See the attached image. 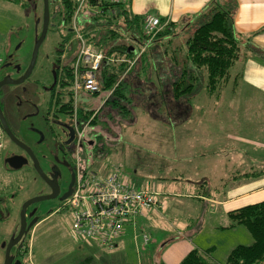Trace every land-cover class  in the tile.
<instances>
[{"label": "rangeland", "instance_id": "1", "mask_svg": "<svg viewBox=\"0 0 264 264\" xmlns=\"http://www.w3.org/2000/svg\"><path fill=\"white\" fill-rule=\"evenodd\" d=\"M51 2L55 3V0H51ZM42 15V0H20L19 4L0 0V56L2 58H6V51L3 45L7 41L8 45L6 49L7 52L13 54V61L20 63L22 67L28 66L35 37L40 33ZM190 25L182 31L181 25L174 28L167 35L168 38L163 43L161 51H153L154 57L162 61V64L157 62V65L151 57L152 54L145 58L144 62L138 59L142 53L145 54L147 48L145 45L147 46L157 39L156 35L150 40L142 26V31L147 40L142 44L137 42V52H140L137 58L139 61L136 59L137 61L134 65L132 64L138 54L129 59L114 57L110 61L114 64L123 61L126 64V68L131 67V74H129L128 80L135 73L147 79L145 81L147 83L144 86L145 88L140 91L141 96L137 97L138 102H135L136 98H132L133 105L131 104L130 106L131 111L123 114L122 117L115 112L104 109L105 103L101 109H98L99 105L95 108L88 105V115H92L95 110H98L96 114L97 123L91 124L94 132H98L106 141L105 145L108 148L107 156L110 158L109 160L122 164L124 172L133 179V183L137 187L147 188L156 186L157 189L160 187L166 189L165 186L169 183L170 187L168 188L170 190H181V186L185 184L184 180L181 183V170H184L183 176H185V180H199L202 178L206 181L205 190L212 191L213 194L216 193L215 191L222 194L224 187L232 181L231 177L220 176L223 172L219 170V163L216 161L219 158L218 155H223L227 152L224 144L222 146L218 145L223 139L220 132H223L226 127H224V123H221L213 126L214 130L211 129L212 121L209 110L203 113L197 108V106H201L205 102L206 104H210L209 98L206 95L207 90L206 92L203 91V89H206L204 79L202 83H199L196 91L188 99L181 102L182 105L179 106V111L170 112L171 107L166 106L165 97L162 93L165 90H170V85L174 81L173 79H176V76H180V70L172 64L177 60L176 63L181 69V57H187L184 43L193 31L194 25L191 27ZM51 27L48 29L39 47L36 62L29 78L22 85H4L1 90L0 97L4 102L6 112L9 114V121L11 124L16 125V127L19 125L16 124L18 119L14 115V110L22 113L26 111L25 106L27 104L24 102L19 106L21 110L16 109L14 95L18 93L23 99H31L38 102L35 95V92H39L40 90L36 85L38 84L37 80L45 79L55 53L54 49L57 47L59 41L64 43L65 39L68 38H65L67 36V26H60L56 21H53ZM71 36L74 40L72 43L75 48L77 42L74 38V32H72ZM130 41H132L131 38ZM181 43H183L182 49ZM17 47L18 49L15 50ZM163 49L166 50L165 53L162 52ZM66 55L68 57L69 53ZM74 55L71 56L72 60ZM149 61H151L150 65L147 64ZM176 69L177 71H175ZM159 71L165 74L162 81L164 84L167 83L165 85L167 88L164 87L163 89L161 87L162 84L160 85L159 83L160 80H158L157 74V72L160 73ZM108 91H101L100 98L97 99L99 103L108 96ZM126 92L128 91L126 90ZM152 93L154 95L150 97ZM207 94L209 95L210 93L207 92ZM136 96H138V93ZM166 98L168 97L166 96ZM152 102L154 106L151 105ZM157 102H159L158 105ZM171 102L168 101V103ZM174 103L177 102L174 101ZM191 103L195 107L188 120L191 123L199 122L198 127L193 129L196 134H199V138H193L198 140L196 141L197 143L182 146L181 154V120L186 115V107ZM211 130L215 133L216 137L213 138L215 142L209 137V134L213 133ZM116 142L119 143L115 144ZM5 143H7L6 149L10 148L8 141ZM103 160L102 158L97 162H93L96 168H101L103 167L102 165H105ZM14 174L17 175L16 172ZM22 174L23 171L19 175V180L16 182V178L14 185L11 187V192L18 193L16 199L10 205L12 209L8 216L0 221V264H3L5 256L2 244L12 241L15 232L18 231L20 224L19 212L22 202L37 194L36 182L33 181V176L29 175L30 177L27 178L26 176H22ZM137 183L141 186L137 185ZM46 203L48 202H37L36 204L34 203L33 207H42V204ZM166 206L165 201L164 206L161 209H157V211H165ZM174 208L175 204H172L169 208L172 215ZM169 211L167 214L170 213ZM216 212L219 213L220 211ZM183 213L187 216L189 210L186 211L185 209ZM197 213L199 215V222H202V228L198 232L201 236L199 238L210 243L209 245H215V249H209V252L206 254L208 259L214 261L216 258L218 261L223 262L230 248L239 244L248 245L252 242V236L244 225L227 226L228 219V221L223 223L221 222L222 217L220 213L203 214L202 207L198 209ZM167 214L165 213L164 216L169 219V215L167 216ZM203 215H205L204 220L201 218ZM138 219L143 220L137 217L136 220ZM143 230L146 235H149L147 233L149 231L147 226H144ZM137 235L139 236L138 240L134 238L133 225L128 224L126 226V233L122 236L118 249H106L96 245L85 246L82 245L84 243L75 240L72 236L70 215L66 211H58L49 218L38 222L35 226L33 225L25 242L27 244L26 250H22L21 260L23 264H41L45 260L50 261V259H52L51 264H69L71 259H80L81 255L79 253H82V251L77 248H85L92 251L95 250L93 251L94 255L97 261L102 262V264L106 260L108 264H147L148 256L153 254L152 250L156 249L162 241H165L166 237L164 236L165 238H163L161 235L159 237L160 240L158 239L155 242L151 238L152 241H148L145 244L143 243L140 228H137ZM153 235H155L154 232ZM16 250L17 248L14 247L11 254H15ZM104 255L107 257L106 260H103Z\"/></svg>", "mask_w": 264, "mask_h": 264}, {"label": "crops", "instance_id": "2", "mask_svg": "<svg viewBox=\"0 0 264 264\" xmlns=\"http://www.w3.org/2000/svg\"><path fill=\"white\" fill-rule=\"evenodd\" d=\"M215 2L223 6L228 5L230 2L236 3L233 28L239 36L240 49L238 59L234 63L225 85L216 93H210L209 95L206 89H203L209 98L210 104L205 102L197 108L203 113L209 110L212 121L211 129L214 130L213 126L221 123H224V127H226L225 130L223 128V132H220L223 139L218 145L222 146L224 144L227 152L218 155L219 158L216 161L219 163V170L223 172L220 176L231 177L232 181L224 187L222 194L217 191L213 194L212 191L205 190L206 181L204 179H199L201 181L198 179L185 180L184 170H181V183L183 180L185 183L181 186V190H170L168 188L170 187L169 183H167V187L165 186L166 189L152 187L166 196L167 211L154 210L144 218L139 217L143 220L138 219L129 223L133 225L136 240L139 238L137 228H140L143 235L145 234L144 226H147L149 230L147 233L150 242L152 241L151 238L155 242L158 239L160 240L161 235L163 238L166 237L165 241H162L156 249L152 250L153 254L148 256L147 264H179L187 253L194 248L200 251L215 249V245H209L210 243L199 238L201 236L198 232L202 228V222L198 220L197 211L199 208L202 207L203 214L220 213L221 222L224 223L229 220L227 226L232 227L228 217L229 211L264 201V0H130L129 8L133 14L142 17L152 14L168 20L174 25V28L181 25L182 31L187 29L197 19V16ZM167 38H157L146 46L145 53H148L146 58L152 54L151 57L156 65L157 62L162 64V61L154 57L153 51L158 50L160 52ZM126 40L129 41L127 46L136 55L138 53L137 42L130 41L128 37ZM7 43L5 41L3 45L6 52ZM162 52L165 53L166 50L163 49ZM185 61L181 57V66ZM150 62L147 64L150 65ZM176 62L174 61L172 65L180 70ZM179 72L181 73V70ZM204 73L203 71V75ZM157 74L158 80H160L159 83L162 84L161 87L163 88L162 79L165 74L162 72H157ZM135 75L136 73L127 81V87L131 91V97L137 100L138 96H141L140 91L147 84L145 83L147 79H144L142 75ZM134 90H136V93H134ZM137 93L138 96H136ZM162 93L164 95L166 90ZM179 103H175L178 105L177 108ZM194 107L192 103L189 104L186 107V115L181 120V154L182 146L197 143L198 140L193 138H199V134L193 131L198 127L199 122L191 123L188 120ZM211 132L213 131L211 130ZM209 137L215 142V139H213L216 137L214 132L209 134ZM103 159L106 165L120 164L117 161L109 160L108 156ZM128 177L133 182L129 175ZM137 185L141 186L139 183ZM172 204H175V208L172 210L173 215L169 211ZM185 209L186 211L189 210L187 216L183 213ZM218 210L219 213L216 212ZM168 211L169 214H167ZM165 213L167 216L169 215V219L168 217L165 218ZM201 218L204 220L205 215ZM127 225H125L121 237L112 249H118L121 238L126 233ZM153 232L155 235H153ZM82 245L87 246L86 244ZM77 249L82 252L83 250L86 252L89 250L85 248ZM106 258V255H104L103 260H106ZM215 260L216 263H224V261H218L216 258ZM51 263L52 259L50 261L45 260L41 264ZM104 263L108 264L107 260ZM69 264L74 263L70 262Z\"/></svg>", "mask_w": 264, "mask_h": 264}, {"label": "trees", "instance_id": "3", "mask_svg": "<svg viewBox=\"0 0 264 264\" xmlns=\"http://www.w3.org/2000/svg\"><path fill=\"white\" fill-rule=\"evenodd\" d=\"M5 1L15 4L20 3V0ZM129 1L127 0L125 3L120 4L103 1L98 4L96 0H89V4L83 8L78 16L79 29L84 38L95 47L101 49L106 57L104 65L99 71V80L102 90H113V92L106 100L104 109L115 112L121 117L123 114L131 111L130 106L131 104L133 105L131 91L127 87L131 67L126 68V64L123 61L118 64L110 61L114 57H124L126 59L134 57V51H131L127 46L126 36L141 44L147 40L142 31L143 17L130 11ZM76 6L75 0H55V3L49 0V11H51L48 28H52L53 21H56L60 26L71 27V20ZM235 8V2H230L225 6L215 2L197 16L194 23L190 25V27L194 25V28L184 43L187 55L184 59L186 61L181 66L180 76H176V79H173L174 81L170 85L171 89L167 90L164 94L166 106L171 107L170 112L173 113L180 108H177L178 105L174 101L181 103V101L183 102L185 99H188L196 91L203 79L207 92L211 94L219 91L229 79L230 69L237 61L240 49L239 36L233 28ZM96 10H99V12H96ZM112 10L115 12L113 13ZM161 21H164V19L161 18ZM173 28L174 25L169 22L157 34V38L167 37ZM36 38L37 36L35 40ZM147 54L142 53L141 57H139L141 62H144L143 58H146ZM203 71L205 72L204 75ZM69 77L68 92L70 105L73 99L71 66L69 67ZM166 84L163 83V88H167ZM134 93H136V90H134ZM153 95L154 93L150 97ZM166 99L172 101V104L166 103ZM135 102L137 103L138 99ZM180 103L179 106L181 105ZM151 105H153V102ZM64 106H66L65 103ZM82 112L80 114L82 116L85 115V118L89 116V112ZM96 118L95 116L92 123H97ZM97 133L93 134L95 139L92 143L94 145L93 152H97L99 155L98 160H101L108 155V148L105 145L106 141L104 138ZM97 144L100 146H97ZM107 166L109 167V165ZM228 217L231 226L244 225L247 228L252 236V242L248 245L239 244L233 247L227 254L223 264H264V201L229 211ZM32 228L33 226L18 244L21 247L20 258L18 260L21 263L22 252L26 250L27 245L25 242ZM93 251L88 250L86 252L83 250L82 253H79L81 255L80 259H71L70 262L74 264H102V262L97 261ZM208 252V250L200 251L194 248L187 253L179 264H219L206 257Z\"/></svg>", "mask_w": 264, "mask_h": 264}, {"label": "flooded vegetation", "instance_id": "4", "mask_svg": "<svg viewBox=\"0 0 264 264\" xmlns=\"http://www.w3.org/2000/svg\"><path fill=\"white\" fill-rule=\"evenodd\" d=\"M66 29L67 36L65 38H68H66L64 43L59 41L54 49L55 53L45 79L37 80L38 84L36 85L40 90L39 92L36 91L35 95L38 102L36 100L23 99L18 93L14 95L16 109L21 110L19 106L24 102L27 104L25 106L26 111L22 113L14 110V115L18 119L16 122L19 125L18 127L9 121V114L6 112L4 102L0 97V107L11 132L30 152L11 140L3 130V141L0 145V221L8 216L12 209L10 205L18 196V193L11 192V187L14 185L16 178V182L19 180V175H21L22 171V176L27 178L30 177L29 175L33 176V181L36 182L37 194L22 202L20 212L27 200L55 193L54 198L39 201L48 202L44 205L42 204V207H33L34 203L27 206L25 212L26 223L29 224L32 220H35L33 224L35 226L38 222L49 218L56 212L63 211L61 207L65 199L63 200L62 197L66 193L71 194L73 192L78 174L77 167L82 171L81 167L86 165L87 158L89 159L90 157L92 162H97L99 159L98 153L93 152V144L86 145L83 140L78 147L76 145V128L81 127L86 120L85 115L83 114L84 116H82L80 113H83L82 111H87L88 113L89 108L85 110L87 108L86 105L84 102H80L74 118L73 103L70 102L69 105V67L72 63L71 56L77 50V44H75L76 47L74 48L72 43L74 40L71 36L72 28L67 26ZM68 53L67 57L66 54ZM13 60V54L6 52V58L2 59L0 65V80L5 76L17 79L24 74L28 66L22 67L20 63ZM22 84L23 82L18 85ZM2 88H0V93ZM64 103L66 106H64ZM99 104V102L94 101L90 104V107L95 108ZM6 141L10 144L8 149H6ZM97 146L100 145L97 144ZM14 156L24 159L25 162L17 168L13 167L10 164V158ZM34 158L45 177L37 171ZM15 172L17 175L14 174ZM18 232L19 228L15 232L14 238ZM25 235L23 234L22 238ZM20 241L10 250L12 262L20 258L21 247L18 246ZM5 247L3 246L4 250ZM14 247L17 248L16 253L11 254Z\"/></svg>", "mask_w": 264, "mask_h": 264}, {"label": "built area", "instance_id": "5", "mask_svg": "<svg viewBox=\"0 0 264 264\" xmlns=\"http://www.w3.org/2000/svg\"><path fill=\"white\" fill-rule=\"evenodd\" d=\"M75 1L77 6L71 20L72 32L77 42V50L71 63L74 118L80 102H84L86 110L88 105L100 98L99 71L106 60L104 52L87 41L79 29V13L89 4V0ZM103 1L120 4L127 0H96L98 4ZM168 23V20L161 21L160 17L152 14L143 17V29L150 40ZM137 54L132 64L139 57L140 52ZM2 59L0 56V65ZM112 92L113 90L108 91V96L102 100L98 109H101ZM97 111L89 115L81 127L76 128L77 147L83 140L86 145L94 142L95 132L91 124ZM2 138L3 129L0 124V145ZM102 166L96 168L89 157L86 165L81 167L82 171L77 167L76 184L73 192L64 200L61 210L70 215L71 233L75 240L86 245L112 249L121 237L125 225L133 222L137 217L144 218L152 211L161 209L165 204L166 196L152 187H137L124 172L121 164ZM142 236L144 243H148V235Z\"/></svg>", "mask_w": 264, "mask_h": 264}, {"label": "water", "instance_id": "6", "mask_svg": "<svg viewBox=\"0 0 264 264\" xmlns=\"http://www.w3.org/2000/svg\"><path fill=\"white\" fill-rule=\"evenodd\" d=\"M43 3V15H42V26H41V31L38 35V37L35 40L33 49H32V54H31V58L28 64V67L26 68L24 74L17 78V79H11L8 76H5L3 79L0 80V88L3 87L4 85H8V84H21L22 82H24L31 74L33 67L35 65L36 62V58H37V54H38V50L39 47L41 45V43L43 42L47 31H48V27H49V22H50V11H49V0H42ZM0 124L4 130V132L9 136V138L11 140H13L16 144L20 145L22 148L24 149H28L22 142H20L15 136L14 134L11 132L7 121L3 115L2 109L0 107ZM28 151V150H27ZM29 152V151H28ZM30 153V152H29ZM37 168V171L43 176V173L41 172L36 159H33ZM25 162L24 159L20 158V157H11L10 158V164L17 168L19 166H21L23 163ZM70 195V193H66L63 195L62 199H66L68 196ZM55 197V193L53 192L50 195H45V196H37V197H33L29 200H27L21 209L20 212V226H19V232L17 234V236L10 242H8L7 244H3V246L5 247V256H4V262L3 264H22L20 260H16L14 262H12V258L10 257V250L11 248L16 245L22 238L23 234H26L27 231L30 229L31 226H33L35 220H32L29 224L26 223L25 220V212H26V208L27 206H29L32 203H36L39 201H43V200H47V199H52Z\"/></svg>", "mask_w": 264, "mask_h": 264}]
</instances>
